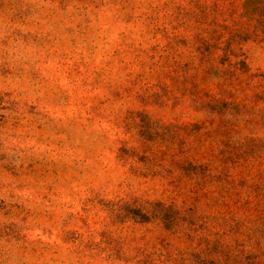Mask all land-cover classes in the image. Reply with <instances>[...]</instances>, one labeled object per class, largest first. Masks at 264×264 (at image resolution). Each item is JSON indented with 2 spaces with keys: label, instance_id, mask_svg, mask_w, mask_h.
<instances>
[{
  "label": "clouds",
  "instance_id": "clouds-1",
  "mask_svg": "<svg viewBox=\"0 0 264 264\" xmlns=\"http://www.w3.org/2000/svg\"><path fill=\"white\" fill-rule=\"evenodd\" d=\"M0 264H264V0H0Z\"/></svg>",
  "mask_w": 264,
  "mask_h": 264
}]
</instances>
